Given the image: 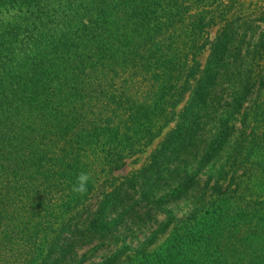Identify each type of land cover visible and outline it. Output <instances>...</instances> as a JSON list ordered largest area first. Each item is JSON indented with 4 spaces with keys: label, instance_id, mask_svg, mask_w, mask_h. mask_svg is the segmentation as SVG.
<instances>
[{
    "label": "trees",
    "instance_id": "trees-1",
    "mask_svg": "<svg viewBox=\"0 0 264 264\" xmlns=\"http://www.w3.org/2000/svg\"><path fill=\"white\" fill-rule=\"evenodd\" d=\"M242 6L0 0V264H264V10Z\"/></svg>",
    "mask_w": 264,
    "mask_h": 264
},
{
    "label": "rangeland",
    "instance_id": "rangeland-1",
    "mask_svg": "<svg viewBox=\"0 0 264 264\" xmlns=\"http://www.w3.org/2000/svg\"><path fill=\"white\" fill-rule=\"evenodd\" d=\"M225 1H228V0H225ZM240 4H242V8H241V11L242 13L244 14H247L249 15L250 13H254L255 11L259 10V9H262L264 10V0H237ZM239 10V9H238ZM253 16V15H252ZM252 18H255V17H252ZM216 31L217 29L216 28H213L210 30V39H213V37L215 36L216 34ZM207 56V52H205L200 61L202 63H204V60ZM173 125H171L168 129H166L163 133V135L165 133H167L169 131L170 128H172ZM163 135L161 137H163ZM159 140H156L148 149L147 151L140 155L138 157V160H137V163H130L129 161L127 162L126 166L118 171V172H115L114 175L115 176H119V177H124V176H127L129 174H131L132 172L138 170L144 163L146 157L149 155V153L155 149L157 143H158ZM192 208H194V206L192 205V203L190 201H182V203H180V206L178 207V209L176 210V215L177 217H181L185 214H187ZM163 220V216H160L159 217V221H162ZM152 227V226H151ZM152 229H154V227H152ZM152 229H150L149 231H151ZM143 231V230H142ZM129 232V234L127 235V241L126 242H129L131 244V247L134 248V246L137 244V241H140L142 240L143 237H146L148 234H149V231H145L144 232ZM137 240V241H136ZM112 250V248L110 249Z\"/></svg>",
    "mask_w": 264,
    "mask_h": 264
},
{
    "label": "clouds",
    "instance_id": "clouds-1",
    "mask_svg": "<svg viewBox=\"0 0 264 264\" xmlns=\"http://www.w3.org/2000/svg\"><path fill=\"white\" fill-rule=\"evenodd\" d=\"M89 182V175L86 172H80L76 177V182L72 187V191L79 195L87 193V185Z\"/></svg>",
    "mask_w": 264,
    "mask_h": 264
}]
</instances>
